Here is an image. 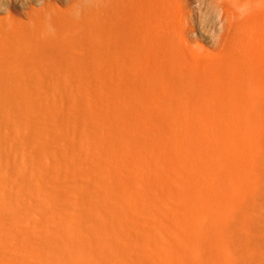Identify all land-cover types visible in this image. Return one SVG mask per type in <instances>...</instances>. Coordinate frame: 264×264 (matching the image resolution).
<instances>
[{"label":"bare ground","instance_id":"bare-ground-1","mask_svg":"<svg viewBox=\"0 0 264 264\" xmlns=\"http://www.w3.org/2000/svg\"><path fill=\"white\" fill-rule=\"evenodd\" d=\"M22 3L24 11L12 7L0 18L7 56L0 67V222H7L0 264H237L233 245L244 255L249 249L234 240L250 235L264 160L261 118L235 114L247 111L249 85L259 83V54L239 37L264 39L257 29L264 7L237 13L240 27L228 28L234 104L180 117L136 116L134 100L154 91L151 70L175 63L169 52L207 61L174 37L183 6ZM100 36L102 84L59 90L47 83L60 97L49 101L16 100L8 88L15 77L37 90L44 42ZM135 69L142 83L122 84Z\"/></svg>","mask_w":264,"mask_h":264},{"label":"rangeland","instance_id":"rangeland-1","mask_svg":"<svg viewBox=\"0 0 264 264\" xmlns=\"http://www.w3.org/2000/svg\"><path fill=\"white\" fill-rule=\"evenodd\" d=\"M167 5L178 4L182 7L181 20L174 37L187 41L192 47L198 48L207 61L191 58L187 51L169 52L168 59H175L174 64L164 63L149 72L154 91L150 94L138 92L134 100L136 116L143 115H181L180 117H196L204 107H228L233 105L235 93L230 84L235 83V77L229 69L227 59L230 51L225 47L230 42L227 40L228 28L234 30L240 27L237 13L248 15L249 11L258 10L263 4H256L253 0H167ZM39 6V5H36ZM57 6L65 7L64 2H57ZM16 11L25 10L22 0H0V18ZM40 7V6H39ZM264 11L259 10V14ZM42 26L45 23H41ZM47 25L44 27L46 28ZM264 33V20L257 28ZM240 40L252 43V48L259 54V59L254 62V71L258 84L250 86V101L247 111L237 112L236 115L261 118V134L264 136V39L256 41L252 38L239 37ZM6 46L0 42V67H7ZM103 37L93 39H65L53 38L41 45L42 61L40 66V84L37 90L31 88L28 81L18 82L11 77L10 88L16 100H25V96L37 101L59 99L46 87L52 83L53 87L65 90L68 87L84 89L86 86L103 83ZM216 62V63H215ZM215 63V64H213ZM13 64V65H12ZM15 63L10 65L13 67ZM10 66V67H12ZM5 72V70L3 71ZM141 69L132 71L133 79H122V84L129 85L142 83ZM7 80V76L1 78ZM236 83L242 86L244 80L237 79ZM243 83V84H241ZM85 85V86H84ZM83 87V88H82ZM4 87H0V95ZM38 93V95H35ZM21 94V95H19ZM138 101V102H137ZM234 114V115H235ZM261 136V137H262ZM264 147V138L259 140ZM261 179L256 186L253 200V216L250 223L249 236H242L234 241L248 247L247 254L233 245L235 261L237 264H264V160L261 161ZM7 228V222H0V230ZM247 257V258H246Z\"/></svg>","mask_w":264,"mask_h":264}]
</instances>
